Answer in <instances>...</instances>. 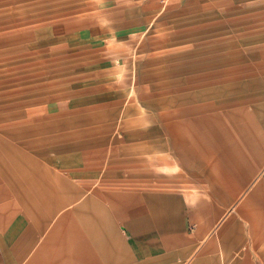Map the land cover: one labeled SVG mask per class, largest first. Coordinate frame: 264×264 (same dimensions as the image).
Masks as SVG:
<instances>
[{
	"label": "rangeland",
	"instance_id": "374dc122",
	"mask_svg": "<svg viewBox=\"0 0 264 264\" xmlns=\"http://www.w3.org/2000/svg\"><path fill=\"white\" fill-rule=\"evenodd\" d=\"M140 131L147 136L128 139ZM77 145L106 148L121 170L129 162L125 178L108 179L104 157L82 199L113 214L117 259L128 258L142 210L185 221L187 234L207 216L247 215L243 234L229 236L241 240L229 264H264V191L252 195L264 187V0H0V204L59 179L77 185ZM139 165L153 175L130 172ZM99 215L107 222L108 211ZM81 222L91 237V222Z\"/></svg>",
	"mask_w": 264,
	"mask_h": 264
},
{
	"label": "crops",
	"instance_id": "0c3cea01",
	"mask_svg": "<svg viewBox=\"0 0 264 264\" xmlns=\"http://www.w3.org/2000/svg\"><path fill=\"white\" fill-rule=\"evenodd\" d=\"M154 132L152 131L149 136L155 135L153 134ZM144 136L146 137L147 135L141 133V131L127 135L129 140L141 139ZM176 146L174 147L175 153H177ZM91 147L76 146V148L82 150L81 152H85V157H77L76 163L78 164L74 169L75 173L71 176L75 179L76 183L78 182L77 185H74L69 180L59 179L58 183H56L57 185L50 182L46 188H42L41 190L37 188L34 190V193H26L30 199H22L20 196L23 194L18 192L16 194L20 198L14 199L11 204L8 205L4 203L5 201L1 202L0 264H184L185 260L191 255L194 256L192 264H229V260L232 257L229 253L237 247V243L241 242L239 239L238 241H234L236 245L229 243V236L233 233L235 237L237 233L243 234L244 228L247 226L246 223H250V217L247 215V220L224 221L222 219L218 223L212 216H207L206 220H197V229L193 234H187L185 230L181 231L179 229V227H185V221H182V225H179L176 220H164L158 217L157 214L154 216L153 214L144 216L146 213H142L143 211L141 210L139 219L134 221L139 224V229H130L131 241L128 258H123L120 251L119 258L117 259L114 246L120 247L117 243L114 220H112L113 214L111 215L109 209L99 206L98 203H95L96 206L93 203L87 205L90 200L93 202L92 198L87 199L85 202H82V199L90 191L89 187L95 184L93 180L96 176L98 177L103 169L104 157L105 159L109 157V161L106 163L107 167L106 164L104 166L106 167V178L108 179L125 178V173H129L126 170L129 162L127 159H124L119 162L121 163L120 167L123 169L115 168L114 164L117 161L113 156H110L111 154L106 153V148H104L105 150L96 152L89 150ZM162 159L165 160L167 158L163 157ZM142 167V165H139L136 172H133V170L129 171L137 173L142 177L153 175L149 169ZM261 175L262 173L255 177L252 185L257 183ZM111 184L113 185L112 182ZM150 185L155 186L152 183ZM237 190L226 188L225 193L228 191L233 198L237 194ZM60 191L63 192L61 193ZM107 191L108 194H114L117 190L109 189ZM262 191H264V187L259 184L253 190L252 195H262ZM37 194L41 197L39 198L40 206L34 207V202L37 201ZM111 194L108 195V200L116 205V199H110ZM252 195L250 200H252ZM227 200L229 199H223V201ZM166 202L162 201L163 207ZM20 203L33 206V208H25L26 211H34L33 213L36 218L33 221L29 220V215L24 212ZM236 205L238 204H235L234 208ZM111 207L113 212H119L114 205H111ZM100 208L108 211L109 214L107 222L102 223V225L100 224ZM162 209L165 210L164 208L157 207L155 211H161ZM5 210L7 211V215L5 214ZM241 211L244 213L245 208ZM217 212L220 213L221 210ZM14 213L18 214V216L21 214L20 219L17 217L15 219ZM73 218L75 221H73ZM81 219L82 221L88 220L91 222L92 230L88 229V233L89 235L91 233L92 239L88 235L85 236ZM55 220L59 224L63 222V228L59 230L56 238H53L54 235L50 236V234H53L52 230L49 234L50 237L44 243L42 239H44L47 229ZM13 221L15 223L13 228H11ZM76 226L78 235L72 239L71 237L67 238L66 232L69 229H72L74 235H76ZM249 227H253V225L250 224ZM9 228L11 229L8 230ZM213 228L216 231L218 230V235H215V237L206 236ZM232 228H237L236 233L231 230ZM99 229H101L100 233L103 235L102 240L99 239ZM72 234L69 233V236ZM52 238L53 240L50 242ZM41 240L43 243H41ZM203 245L204 250L197 252ZM69 249L75 251V254L71 253ZM97 251L103 252L107 257H101ZM233 264H245V261L241 259Z\"/></svg>",
	"mask_w": 264,
	"mask_h": 264
}]
</instances>
